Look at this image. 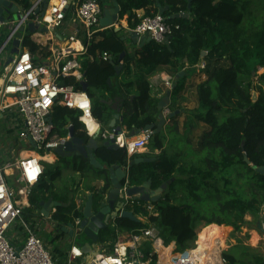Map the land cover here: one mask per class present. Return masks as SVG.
Here are the masks:
<instances>
[{"label":"trees","instance_id":"obj_1","mask_svg":"<svg viewBox=\"0 0 264 264\" xmlns=\"http://www.w3.org/2000/svg\"><path fill=\"white\" fill-rule=\"evenodd\" d=\"M9 1L28 10L33 0ZM255 2H260L264 11V0ZM100 3L103 5L102 0ZM117 3L120 20L128 16L130 29H134L142 18L158 15V3L162 8L167 7L163 16L173 32L169 43L151 41L133 53L128 51L123 29H107L102 33V39L90 47L89 53L109 52L114 56L115 65L98 60L83 63L93 117L104 129L109 128L114 112L103 101L121 98L123 125L130 131H142L154 125L155 135L149 147L151 152L160 151V155L152 156L149 162H137V156L129 159L124 149L109 150L101 143L94 156L104 169H97L89 160L80 157L73 164V171L103 180L102 194L111 189L108 169L114 166L129 170L132 186H142L151 181L152 189L156 190L174 178L162 200L154 204L158 216L149 214L145 203L132 210L134 215L149 218V223L159 231L165 244L176 243L177 252L191 246L198 236L200 239L211 235L229 245L231 241L225 237L231 231L230 227L240 232L246 215L258 221L264 210V173L258 171L264 168V74L259 77L258 84L254 80L257 69L264 68V28L251 34L245 28L252 1L117 0ZM142 10L145 15L138 16L136 12ZM181 14L184 16L177 18ZM24 46L35 56L40 50L29 36ZM204 51L207 54L203 57ZM124 53V70L117 76L115 67L121 64L120 57ZM201 60L206 62L208 78L198 86L200 109L194 112L193 117L207 125L208 130L200 139L198 153L194 155L196 162L181 164L182 154L167 151L165 131L156 133L159 102L152 96L150 79L158 71L169 72L175 78L171 109L177 110V100L186 79L180 73L184 69L187 72L194 70ZM124 73L126 80L121 81ZM63 84H73L78 91L83 90L80 82L66 80ZM134 92L136 95L132 97ZM79 117L77 111L56 107L52 116L56 132L66 135L67 126L72 125L75 136L89 142ZM167 130L179 132L177 125H168ZM246 158L251 165L246 163ZM59 176L61 172L48 177L46 171L30 200L31 207L39 210L41 202L50 200L66 205L72 202L71 206L59 209L57 213L64 211L61 224L69 225L73 222V195L77 191L68 190L59 195L53 185ZM177 192L183 194L179 204L174 202ZM93 200L94 210L98 211L103 198L94 195ZM75 216L81 217L82 213ZM115 225L126 233L148 227L140 220L136 222L126 217H118ZM198 226L202 227L199 231ZM115 236V230L110 227L99 234L102 241ZM66 237L58 232L55 239ZM253 252L248 258L245 256L247 253L235 257L227 252L224 259L227 264H264L262 251L255 249ZM64 255L60 249L54 250L55 257L64 258Z\"/></svg>","mask_w":264,"mask_h":264},{"label":"built area","instance_id":"obj_2","mask_svg":"<svg viewBox=\"0 0 264 264\" xmlns=\"http://www.w3.org/2000/svg\"><path fill=\"white\" fill-rule=\"evenodd\" d=\"M45 1L47 0H33L28 10L16 5L19 10L17 21L10 12H7L9 17L4 14L6 21L0 19V30L6 29L8 32L0 46V57L9 50L10 58L14 40L20 42L19 53L12 55L13 61L9 65L5 64L1 72L0 120L9 117L11 130L18 131L16 141L25 144V150L30 153L29 156L21 155L4 165L0 162V264H227L224 259L227 248L220 244L221 238L204 242L205 246L202 248L198 236L191 246L177 252V246L174 247L173 243L165 244L159 231L149 223L147 217L135 215L138 220L148 224V227L133 233L119 230L115 220L121 217L123 211L133 213L132 210L141 203L146 204L149 214L158 216L154 204L129 196L128 191L134 186L130 184L128 169H124L126 179L120 189L118 217L106 221L107 228L114 229L116 234L111 243H104L102 247L96 243L90 253H85L83 245L76 243L65 252L64 258H60L54 256L53 248L40 237L39 232L43 231L41 223L33 228L28 220L31 217L27 214L32 209L30 200L46 175V164L55 162L46 161L44 158L51 155L58 159L56 151L63 149L70 140L68 133L73 127L67 126L66 135L56 132L52 118L56 107L80 113L79 122L89 138L97 137L100 143L115 140L127 152L129 159L146 149L155 135L154 129H146L139 140L126 142L123 134L118 136L114 130L104 129L94 119L93 104L88 93L78 91L73 84H63L66 80L81 84L87 82L83 72V63L87 60L115 64L114 56L109 52L96 51L95 55L89 53L90 47L101 40L102 33L107 30L101 28L100 24L103 17L100 0H76L71 4L69 0H58L56 4L49 0L42 9ZM30 25H33L34 33H29ZM44 28L48 31H42ZM114 28L120 26L115 24L108 29ZM129 31L140 37L149 34L151 41L164 44L169 43L173 28L163 15L158 14L142 18ZM28 35L40 46L36 56L24 46ZM3 39L0 35V40ZM205 67L204 64L202 69ZM166 85L172 87L169 81H166ZM85 103L87 107H81ZM173 112L171 105L164 108L162 114L165 120H171L170 115ZM85 118L93 120L97 125L96 132L89 130L88 125L83 122ZM34 145L37 150L33 149ZM102 189L103 187L87 191L74 188L77 192L73 195L75 208L71 215L73 238L82 234V216L76 217L75 214L81 212L83 215L88 198L99 195L103 198L100 203L107 202L110 191L102 194ZM57 213L58 209L53 208L46 218L40 209L36 210L44 223H52ZM259 222L263 231L255 227L249 233L258 236L257 244L263 243L260 250L264 254V210ZM51 225L54 231V223ZM251 242V245L256 246L254 237Z\"/></svg>","mask_w":264,"mask_h":264},{"label":"water","instance_id":"obj_3","mask_svg":"<svg viewBox=\"0 0 264 264\" xmlns=\"http://www.w3.org/2000/svg\"><path fill=\"white\" fill-rule=\"evenodd\" d=\"M48 1L44 2V5L42 9H44ZM73 1L76 0H69V3L71 4ZM114 8L111 10H107L104 12V18L101 20V24L106 28H111L115 24L119 22V14H120V7L116 0H113ZM159 8V14L163 15L168 8H162L161 5L158 3ZM18 7L14 4H12L9 0H0V19L1 21H6L4 14L7 12L13 13V18L17 17L18 14ZM180 16H184V14H181ZM186 17H189V14L186 15ZM29 31L33 33L35 31L33 25H30ZM42 31L47 32L48 30L44 28ZM119 31V30H117ZM129 38L132 40V42L135 45L143 46L146 43L151 42V38L149 34L146 36H138L136 33L129 32ZM125 40V39H124ZM168 43V42H167ZM19 45L20 42L16 39L14 40L13 46L14 48L11 50V57L9 58L6 65H9L13 61L12 55L19 53ZM206 52L204 51L202 56L204 57ZM126 56V53H124L120 57L121 64L119 66L115 67L116 75L120 76L121 73L124 70V64L122 63L124 61V58ZM113 66L115 64H112ZM111 84V81H109ZM82 89L85 93H88L89 84L87 82H83L81 84ZM171 95L172 92L169 91L167 96L163 99V101L160 103L158 110L160 112L158 116L159 125L157 126L156 133H160L163 126L166 123V120L164 118V115L162 114L164 108L171 105ZM103 104L109 106L113 112H115L112 115V120L109 125L110 130H114L116 135H122L123 134V128L122 126L118 125L119 123H123L124 119L122 117V107H123V100L121 98H116L113 101H103ZM177 114L172 113L170 115V118H174ZM51 121V120H50ZM155 126H150L146 129H154ZM137 135L140 134V131L136 133ZM70 140L66 143L65 147L63 149H59L56 151V154L58 155L59 159H68L72 157H82L86 160H89L90 164L94 166L97 169L103 170L104 166L101 165L98 160L95 158L94 153L97 151L101 145L100 141L97 139V137L90 138L89 142H86L84 139L78 138L75 136L74 127H71L69 129L68 133ZM135 136V133H132V137ZM104 145L109 150L118 151L121 150L122 147H120L118 144H116L115 140H111L110 142H105ZM246 163L248 165H251L248 158L245 159ZM139 162V161H137ZM148 162V161H147ZM259 172L264 173L263 169H258ZM108 175L111 181V189L109 192V196L107 199V202L101 204V209L99 212L94 214L93 212V205L94 200L93 197H89L85 209L83 211L82 215V222L80 224V228L82 230V234L80 236H77L76 239L80 240L82 238L88 239L89 242L84 243H78L80 245H83V251L85 253H90L92 251L93 245L98 243L100 240L99 234L102 230H105L108 225L107 222H105V216L113 209L116 204H118L119 195H120V189L123 186V183L126 179V172L123 170V168L119 166H114L108 169ZM175 181L173 178L171 181H168L167 183L163 184L161 187H159L156 190L152 189V182L148 181L142 186H134L133 188H130L128 191L129 196H134L136 199H140L142 202L151 203V204H158L163 197L164 192L168 189L169 186ZM69 206H71V203L69 204H62L57 201H43L39 204L41 214L48 218L50 215V212L53 208L56 209H66ZM118 217V214L116 215V218ZM121 217L129 218L133 221L138 222V218L131 212L123 211ZM72 223H70L67 226H64L63 224H54V229L57 232L64 233L67 237L73 238L74 237V230L72 228ZM257 229L260 231H263L262 225L259 222L257 224Z\"/></svg>","mask_w":264,"mask_h":264},{"label":"rangeland","instance_id":"obj_4","mask_svg":"<svg viewBox=\"0 0 264 264\" xmlns=\"http://www.w3.org/2000/svg\"><path fill=\"white\" fill-rule=\"evenodd\" d=\"M251 1H252V4L250 6V9L248 11L247 18L245 21V28L247 29L249 34L264 28V11L262 9V4L260 2H255V0H251ZM103 6L109 7L111 6V4H109V1L107 0L106 2H103ZM5 16L9 17L8 13H6ZM15 21H17V18H15ZM0 35L4 37L3 41L0 40V46H1L5 38L8 35L7 30L6 29L0 30ZM126 44H127L129 53H131L130 49L133 50L136 48V46L132 44L130 39L126 42ZM9 55H10V51L6 50L0 57V77H1V72L3 70L4 65L9 60ZM263 74H264V68L257 69V73H256L257 77L254 79L257 84L260 82L259 77L262 76ZM123 80L124 81L126 80L125 73L123 74V78L121 79V81ZM96 96L97 98L100 97L98 93L96 94ZM16 132H18L16 129L11 130V122L9 121V117L6 120H0V162L3 165L7 164L9 161H12L15 158L20 157L22 153H25L26 151L25 149H27L25 144L18 143L16 141ZM170 136H172L173 140H177L178 138L176 133H171ZM186 144L187 142L185 141L181 143V145L183 146ZM188 145L186 147H189ZM33 149L37 150L35 145L33 146ZM79 158L80 157H72L68 159L58 158V161L55 164H46V171H47L48 177L58 172H61V176H59V178L53 183L59 195H63L68 190L69 191L73 190L75 187L85 189L88 187V185H90L92 182L95 181V179L90 178L91 174L90 176H81V175H77L73 171V164ZM174 197H175V201H174L175 204H179L180 203L179 200L183 198V194L180 192H177L174 194ZM63 213L64 211L60 210L59 214L54 216L52 223L61 224L63 222L61 218L64 215ZM27 214H28V217H31V218H28V220L30 223L33 224L34 229L37 225L41 223V227L43 231H40L39 235L41 238L46 240V242L54 250L60 249L63 252H67L73 244L89 242L88 239L86 238H82L80 240H77L76 238H69V237H66L64 239H55V237L58 235V232L56 230L54 231L52 230L51 222H47V223L41 222L43 218H40L36 214V210H34L33 208L29 209L27 211ZM246 218H251V216L246 215V217H244L245 223L243 224L244 226L240 232H235L234 229L230 227L231 231L225 237L229 241H231V243L229 244L230 246L227 244H224V242L222 241L220 242L221 245L223 244L225 245V246L223 245L224 248H227V251L225 253L228 252L229 254L235 257H238L242 253L244 254L247 253L245 256L248 258L249 256L251 257L255 253L253 252L255 251V249L258 251H261L260 248H263V243L260 242L259 245L257 244V241H256L257 237H255L254 239V244H256V246L251 245L252 244L251 238L256 235L253 234L252 236L251 233L249 232L255 230V227L257 226L258 221H254L252 218L251 221L248 222ZM201 228H202L201 226H198L197 230L199 231L201 230ZM14 229L15 230L17 229L16 226ZM245 229H247V231ZM44 230L47 231L48 233L45 232ZM105 239L106 240H103V241L100 240L97 245L102 247L104 243H111V240L109 239V237H106ZM209 240L214 241L216 240V238L211 235H206V237H201L199 239L200 246H202L203 248L205 246L204 242H208ZM172 245L176 247V243L175 244L173 243ZM244 248H248L249 250L245 251ZM252 248L254 249L252 250Z\"/></svg>","mask_w":264,"mask_h":264},{"label":"crops","instance_id":"obj_5","mask_svg":"<svg viewBox=\"0 0 264 264\" xmlns=\"http://www.w3.org/2000/svg\"><path fill=\"white\" fill-rule=\"evenodd\" d=\"M106 1L107 0H102V3L106 2ZM108 1H109V4H111V6L104 7L102 5L103 16H104L105 11L111 10L114 8L113 0H108ZM56 2H55V0H52V4H55ZM12 4H14V3H12ZM14 5H16V4H14ZM136 14L138 16H143V15H145V11H143V10L137 11ZM103 18L104 17H102V19ZM117 24L120 26V28H114V29L116 31L117 30L120 31L121 29H123L124 30L123 39H125V41L126 40L128 41L130 39L129 38L130 28H129V23H128V16H125L123 20H120V18H119V22ZM101 28H103L104 30L106 29L102 24H101ZM29 33H31V32L29 31ZM130 41L132 42V40H130ZM132 44L135 45L133 42H132ZM135 46H136L135 49H133V50L130 49L131 53H133L137 49L141 48V46H139V45H135ZM204 64L206 65V62L204 60H201L200 63L195 67L194 70L187 72V69H184L180 73V76L183 78H186V79H185V83H184V90H183L180 98L177 100L178 109L174 110V112H173L177 115L174 118H172L171 120L170 119L166 120V123L161 130V132L165 131V133L167 134V145H166L167 151H169L171 154H182L180 157L181 158V160H180L181 164H189V163L196 162V158L194 157V155L198 153L200 139H201L203 133L208 130L207 125L197 121L193 117L194 112H196L200 109V103H199V98H198V94H197L198 86L201 83L205 82L208 78L206 70L202 69V66ZM166 81H169L171 83V86H172L171 88H169L166 85ZM150 82H151V88H152V96L154 99L158 100L159 105L163 101V99L167 96L168 92L173 91V88L175 86V78L169 72L158 71V72L154 73L150 79ZM135 95L136 94L134 92L132 97H134ZM173 101L174 100H173V97L171 95V104ZM121 114L123 117V107H122ZM91 122H92L91 124L96 125L93 121H91ZM118 125L122 126V128H123V135H124V139L126 140V142L139 140L141 138L142 132L144 130H146V129H144V130L140 131V134L137 135L136 133L139 131H137V130H131L130 131V130H128V128L126 126L123 125V123L118 122ZM158 125H159V120H158L157 126ZM168 125H171V126L177 125L178 126L179 132L176 134L178 136L177 140H173L172 136H170L171 133L167 130ZM106 130H109V128H107ZM132 133H135L134 137H132ZM183 141L187 142V144L184 146L181 145V143ZM187 145L189 147H186ZM25 154H28V156L30 155L29 152L25 151V153H22V156L25 157L24 156ZM159 155H160V151L151 152V149L148 146L146 149L142 150L136 156H137V161H139V162H142V161H146V162L148 161L149 162L152 160L151 159L152 156H159ZM52 158L54 159L53 156H52ZM50 159H51V156H50ZM54 160H55V162L53 161L54 162V163L52 162L53 164H55L58 161V159H54ZM123 170H124V168H123ZM76 174L80 175L78 173H76ZM87 176H90V174H88ZM90 178L95 179L93 175H91ZM103 186H104L103 180L95 179L94 182H92L90 185H88L89 188L87 187L85 189L87 191H92V190H96L98 188H101ZM100 209L98 211H95L94 205H93L94 214L99 212ZM119 211H120V205L116 204V206L113 209H111V211L105 216V222L106 221L109 222L111 220H114L117 213H119ZM246 219L248 222L250 221L249 218H246ZM251 219H252V217H251ZM256 228H257V226H256ZM253 237H254V239H255V237L258 238L257 235L253 236ZM256 241H257V239H256Z\"/></svg>","mask_w":264,"mask_h":264},{"label":"bare ground","instance_id":"obj_6","mask_svg":"<svg viewBox=\"0 0 264 264\" xmlns=\"http://www.w3.org/2000/svg\"><path fill=\"white\" fill-rule=\"evenodd\" d=\"M56 1H57V0H55V2H56ZM56 3H57V2H56ZM56 3H55V4H56ZM83 121L86 122V123L88 124V128H89V130H90L92 133H93V132H96V131L98 130L97 125L91 124V123H92L91 121H93V120H89V119H86V118H85ZM24 156L26 157V156H28V154H25ZM50 156H51V155H48V156H46L44 159H45L46 161H49V162H50V161H52V162L55 161V160L52 158V156H51V159H50ZM220 242H221V241H220ZM223 245H224V244H223ZM223 245H222V246H223ZM224 246H225V245H224ZM224 246H223V248H224Z\"/></svg>","mask_w":264,"mask_h":264},{"label":"snow or ice","instance_id":"obj_7","mask_svg":"<svg viewBox=\"0 0 264 264\" xmlns=\"http://www.w3.org/2000/svg\"><path fill=\"white\" fill-rule=\"evenodd\" d=\"M21 71H23V69H21ZM81 107H87V104L86 103L85 104H82Z\"/></svg>","mask_w":264,"mask_h":264}]
</instances>
